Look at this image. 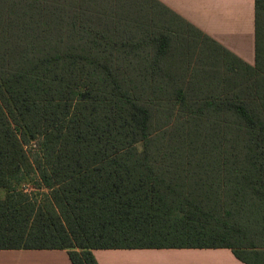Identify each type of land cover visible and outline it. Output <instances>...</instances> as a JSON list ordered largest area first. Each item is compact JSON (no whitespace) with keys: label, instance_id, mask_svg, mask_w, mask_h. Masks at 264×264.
<instances>
[{"label":"trees","instance_id":"1","mask_svg":"<svg viewBox=\"0 0 264 264\" xmlns=\"http://www.w3.org/2000/svg\"><path fill=\"white\" fill-rule=\"evenodd\" d=\"M255 9L250 66L160 0H0V250L99 264L95 249L230 248L264 264Z\"/></svg>","mask_w":264,"mask_h":264},{"label":"crops","instance_id":"2","mask_svg":"<svg viewBox=\"0 0 264 264\" xmlns=\"http://www.w3.org/2000/svg\"><path fill=\"white\" fill-rule=\"evenodd\" d=\"M250 66L256 65L255 0H160ZM166 250L178 264H246L230 248L95 249L99 264H147L139 253ZM73 264L63 249L0 250V264ZM135 261L137 263H132Z\"/></svg>","mask_w":264,"mask_h":264},{"label":"rangeland","instance_id":"3","mask_svg":"<svg viewBox=\"0 0 264 264\" xmlns=\"http://www.w3.org/2000/svg\"><path fill=\"white\" fill-rule=\"evenodd\" d=\"M243 69L245 70L244 67ZM33 148L38 149V145L33 146ZM28 150L30 151V148H28ZM139 254L146 257L143 258V262L147 264H178L179 263V259L172 258L173 254L166 250H150ZM7 263L8 262L6 261V264ZM128 263L130 264L131 262ZM132 263H137V262L132 261Z\"/></svg>","mask_w":264,"mask_h":264}]
</instances>
